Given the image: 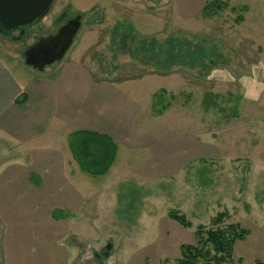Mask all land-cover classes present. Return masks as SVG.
Returning <instances> with one entry per match:
<instances>
[{
    "label": "rangeland",
    "instance_id": "1",
    "mask_svg": "<svg viewBox=\"0 0 264 264\" xmlns=\"http://www.w3.org/2000/svg\"><path fill=\"white\" fill-rule=\"evenodd\" d=\"M218 1L221 10L213 18L184 19L174 16L172 2L165 0H54L49 14L27 28L22 40L0 37V66L16 75L33 71L22 61L23 50L54 35L63 25L55 22L62 13L66 19L81 15L64 58L77 55L92 74L135 84L140 101L147 100L137 127L146 122L155 133L167 129L175 141L187 140L190 154L200 150L213 156L167 181L124 177L113 189L108 186L99 220L92 219L87 232L63 239L64 264H175L179 249L175 255L171 249L189 232L168 218L170 211L195 229L211 228V220L225 213L226 224L238 223L249 232L234 246V259L264 264V0ZM99 8L109 15L97 18ZM161 92L163 101L156 104ZM189 135L200 148H192ZM62 138L60 148L67 154L74 148L83 156L87 147L102 155L107 149L93 141L81 147L79 136ZM114 151L111 164L123 170L130 155ZM167 223L182 234L169 232L167 241H159ZM108 245L111 251L102 254ZM166 245L170 255H156ZM0 264H6L1 237Z\"/></svg>",
    "mask_w": 264,
    "mask_h": 264
},
{
    "label": "crops",
    "instance_id": "2",
    "mask_svg": "<svg viewBox=\"0 0 264 264\" xmlns=\"http://www.w3.org/2000/svg\"><path fill=\"white\" fill-rule=\"evenodd\" d=\"M165 1L172 2L174 16L185 19L199 16L209 0ZM105 12L99 8L97 18L107 17ZM81 60L67 57L40 73L18 70V75L0 66V237L6 264H64L63 239L87 232L91 220H99L108 186L113 189L124 177L167 181L213 158L200 150L190 154L187 140L175 136V141L167 129L155 133L146 122L137 127L140 105L146 111L147 103L145 97L140 101L137 86L92 74ZM83 134L106 137L114 150L132 158L125 159L123 170L111 164L93 175L70 147L69 154L60 148L62 137ZM189 143L200 148L191 135ZM185 230L188 238L171 249L174 255L180 246L194 244L195 228ZM173 231L181 233L165 224L158 240L167 241ZM158 254L170 255L167 245Z\"/></svg>",
    "mask_w": 264,
    "mask_h": 264
},
{
    "label": "trees",
    "instance_id": "3",
    "mask_svg": "<svg viewBox=\"0 0 264 264\" xmlns=\"http://www.w3.org/2000/svg\"><path fill=\"white\" fill-rule=\"evenodd\" d=\"M221 6L218 0H210L204 5L200 16L202 18H213L221 10ZM174 51L172 56L176 58L179 51L176 49ZM163 95L164 93L161 92L156 97V104L162 103L163 99L161 96ZM209 98H211L210 94L205 95L206 101ZM16 102L19 103L21 100L18 99ZM164 110L165 108L163 107L162 111ZM79 137L82 138L81 147L87 146L91 141L105 144L107 149L105 154L102 155L85 147V155L80 156L72 148V152L84 170L93 175L104 174L111 165L114 155V146L110 140L106 137L88 134H83ZM168 218L184 229L191 228V224L177 212H168ZM226 218L225 213H220L211 220V228L198 226L193 231L194 244L180 246L179 259L175 264H241V261L234 259V246L236 243L244 241L249 236V232L238 223L226 224Z\"/></svg>",
    "mask_w": 264,
    "mask_h": 264
},
{
    "label": "water",
    "instance_id": "4",
    "mask_svg": "<svg viewBox=\"0 0 264 264\" xmlns=\"http://www.w3.org/2000/svg\"><path fill=\"white\" fill-rule=\"evenodd\" d=\"M54 0H0V37L9 41H20L25 29L42 21L50 12ZM82 16L67 21L54 35L35 39L26 47L22 60L26 67L42 72L46 67L62 61L70 49L80 27ZM17 33L14 34V33ZM111 246L106 247L107 254Z\"/></svg>",
    "mask_w": 264,
    "mask_h": 264
},
{
    "label": "flooded vegetation",
    "instance_id": "5",
    "mask_svg": "<svg viewBox=\"0 0 264 264\" xmlns=\"http://www.w3.org/2000/svg\"><path fill=\"white\" fill-rule=\"evenodd\" d=\"M70 19H66V13L64 12V13H62L61 15H60V17L58 18V19H56V24H62L63 23V25L67 22V21H69ZM62 25V26H63ZM61 26V27H62ZM32 27V26H31ZM30 28V27H29ZM26 31H27V28L25 29V34H26ZM17 33L18 32H16V33H14V34H16L17 35ZM23 39V38H22ZM21 39V40H22ZM12 42H18V41H12ZM102 254H104V255H107V252H103Z\"/></svg>",
    "mask_w": 264,
    "mask_h": 264
}]
</instances>
